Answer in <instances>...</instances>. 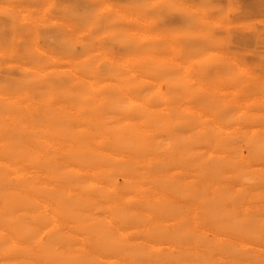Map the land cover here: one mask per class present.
Returning a JSON list of instances; mask_svg holds the SVG:
<instances>
[{"label":"bare ground","instance_id":"1","mask_svg":"<svg viewBox=\"0 0 264 264\" xmlns=\"http://www.w3.org/2000/svg\"><path fill=\"white\" fill-rule=\"evenodd\" d=\"M251 194L264 0H0V264H264Z\"/></svg>","mask_w":264,"mask_h":264},{"label":"rangeland","instance_id":"2","mask_svg":"<svg viewBox=\"0 0 264 264\" xmlns=\"http://www.w3.org/2000/svg\"><path fill=\"white\" fill-rule=\"evenodd\" d=\"M250 212L248 213L247 216V224L249 227L248 230V235H247V239L252 240L254 242H248L247 241V249H248V258H245V261H252V256H253V249L254 247L257 248L256 244H255V239L258 238V243L260 246H264L263 244V240L262 237H259L258 235L260 234L259 231L260 230V226L262 224V222L264 221V217L260 214V212L258 211V209L256 208V200L255 198H253V195L251 194L250 196ZM256 234V236H255ZM264 260V258H263ZM250 264H255V263H250Z\"/></svg>","mask_w":264,"mask_h":264}]
</instances>
